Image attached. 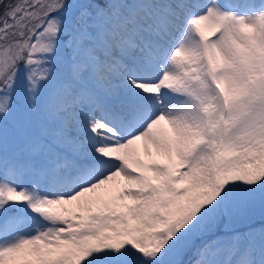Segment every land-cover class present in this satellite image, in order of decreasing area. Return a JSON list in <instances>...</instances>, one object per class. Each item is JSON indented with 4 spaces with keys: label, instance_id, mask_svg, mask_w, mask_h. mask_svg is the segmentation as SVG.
Segmentation results:
<instances>
[{
    "label": "snow or ice",
    "instance_id": "obj_1",
    "mask_svg": "<svg viewBox=\"0 0 264 264\" xmlns=\"http://www.w3.org/2000/svg\"><path fill=\"white\" fill-rule=\"evenodd\" d=\"M257 214L264 0H0V264H264Z\"/></svg>",
    "mask_w": 264,
    "mask_h": 264
},
{
    "label": "trees",
    "instance_id": "obj_2",
    "mask_svg": "<svg viewBox=\"0 0 264 264\" xmlns=\"http://www.w3.org/2000/svg\"><path fill=\"white\" fill-rule=\"evenodd\" d=\"M258 221H260V217H258L257 220H255V218H254V220H253V224L250 225V226H246V225H249V224H246V225L243 224V225H241V226H242V229H241V228H238V227H237V228H238L239 230H241V231H247L249 227H253V228H255V229H259V228L262 229V228H264V224H261V225H260V224L258 223ZM243 227H246V228L243 229ZM225 258L227 259V255H226V254H225Z\"/></svg>",
    "mask_w": 264,
    "mask_h": 264
},
{
    "label": "rangeland",
    "instance_id": "obj_3",
    "mask_svg": "<svg viewBox=\"0 0 264 264\" xmlns=\"http://www.w3.org/2000/svg\"><path fill=\"white\" fill-rule=\"evenodd\" d=\"M258 217H260V221H258V223L261 225V224H264V217H261L260 215H255L254 217H252L250 220H248L246 223H245V225L246 224H249V225H246V226H250V225H252L253 224V220H254V218H255V220H257V218ZM241 225H243V224H241ZM241 225H238L237 227L238 228H241L242 229V226ZM244 228H246V227H243V229ZM259 229H261V228H259ZM259 229H256V230H259ZM227 255V254H226Z\"/></svg>",
    "mask_w": 264,
    "mask_h": 264
}]
</instances>
